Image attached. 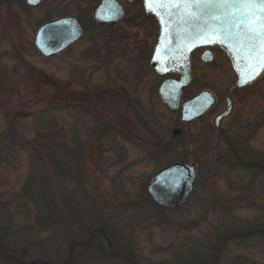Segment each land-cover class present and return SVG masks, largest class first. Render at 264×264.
Listing matches in <instances>:
<instances>
[{
	"label": "rangeland",
	"instance_id": "1",
	"mask_svg": "<svg viewBox=\"0 0 264 264\" xmlns=\"http://www.w3.org/2000/svg\"><path fill=\"white\" fill-rule=\"evenodd\" d=\"M49 3L0 0V246L26 264H63L72 250L71 264H264V238L248 232L264 225V170L233 154L264 161V80L232 93L217 131L236 75L225 56L199 59L184 100L208 90L219 103L184 125L158 96L151 25L89 32L47 59L36 32L64 9ZM177 162L196 165L195 190L161 209L147 187ZM3 248L0 264H16Z\"/></svg>",
	"mask_w": 264,
	"mask_h": 264
},
{
	"label": "water",
	"instance_id": "2",
	"mask_svg": "<svg viewBox=\"0 0 264 264\" xmlns=\"http://www.w3.org/2000/svg\"><path fill=\"white\" fill-rule=\"evenodd\" d=\"M26 4L35 8L43 0H25ZM103 4L96 9V21H102L100 16ZM118 5V4H117ZM148 15L157 19L160 25V35L156 44L151 67L160 76L177 75V78H165L159 85L158 95L163 105L172 113L180 111L182 124L189 125L200 120L216 105L213 93L203 91L194 98L183 102L184 90L195 80L193 53L202 47H214L223 50L229 57L237 75V81L231 87V93L259 84L264 80V70H257L250 75V67L245 68L244 53L234 43L225 40L218 34V20L212 19L215 10H202L203 15L198 19H189L182 13H163L161 22L156 12L161 11L151 0H145ZM152 8L154 10L150 11ZM116 20L123 19L124 12ZM193 11H195L193 9ZM235 11V10H233ZM171 20L169 21V16ZM227 26V25H224ZM217 29V34L212 30ZM204 33H208L207 36ZM83 35L82 29L74 18H63L44 24L35 37V47L45 57L57 56L78 42ZM203 60L213 61V56L206 53ZM250 81V82H249ZM234 111L233 96L227 98L226 109L214 120V129L220 131L223 122L232 116ZM182 129H175L173 135L180 137ZM198 178L197 167L194 164L173 163L157 172L151 179L147 193L156 206L162 209L178 210L185 206L193 193Z\"/></svg>",
	"mask_w": 264,
	"mask_h": 264
},
{
	"label": "snow or ice",
	"instance_id": "3",
	"mask_svg": "<svg viewBox=\"0 0 264 264\" xmlns=\"http://www.w3.org/2000/svg\"><path fill=\"white\" fill-rule=\"evenodd\" d=\"M151 3L161 9L156 14L162 23L164 12H179L189 19H198L204 14L202 10H215L212 19L222 25L218 34L242 50L245 68L251 65L249 74L264 70V0H151ZM212 32L217 34V29Z\"/></svg>",
	"mask_w": 264,
	"mask_h": 264
},
{
	"label": "flooded vegetation",
	"instance_id": "4",
	"mask_svg": "<svg viewBox=\"0 0 264 264\" xmlns=\"http://www.w3.org/2000/svg\"><path fill=\"white\" fill-rule=\"evenodd\" d=\"M20 1H23V3L25 2V0H20ZM49 1L50 0H43L40 3V5L37 6L36 8L42 6L43 4L49 3ZM103 2L105 4H104L103 10L101 11V14H100L102 21L98 23L96 21V9L99 8L103 4ZM53 4L56 6L59 5L60 7L62 6L61 8H64V9L58 8L59 11L61 12V15L55 20L62 19V18H74L76 20V22L79 24V26L81 27L82 32H83V35H82L80 41L83 40L88 35L89 32H91L90 34L95 36L96 32L111 33L113 31L120 30V29L127 30L129 28V26L137 24V21H138L137 19H142V21H144L145 23H148L149 26L151 25L149 27L150 33H154V34L156 33V39H155V43L153 44L152 52H153L155 45L158 41L159 34H160V25H159L158 21L156 20V18H154L153 16H149L147 14L146 8H145V0H54V1L52 0L49 3V5H53ZM120 7L124 12V16H123V19L116 20V19H118V17L121 14ZM36 8H32V9H36ZM134 9L135 10L137 9L139 11V13L136 15H132V12ZM50 21H53V20H50ZM50 21H48V22H50ZM79 42H77L76 44H78ZM75 45H73V46H75ZM146 45H147V43H146ZM148 45H152V44L149 43ZM67 51H65L64 53H66ZM64 53H62V54H64ZM206 53L212 54L214 59L211 63H215L218 60L217 57H220V55L225 56L227 58L226 63H231L230 60L228 59L227 55L222 50L217 49V48H212V47H203V48L197 49L193 54V58H194L193 63H197L199 59L202 63H206L203 60V56ZM62 54H60V55H62ZM60 55H58V56H60ZM218 62H220V61H218ZM235 81H234V83H235ZM231 86H230V89H231ZM244 89H246V88H244ZM203 91H205V90H203ZM227 97L225 98L224 108L222 109V111H220L215 116V118L226 109ZM216 99H217V103H216V106H217L219 103V99L217 98V96H216ZM233 99H234V111H233V115H234V113L236 111L237 103H236L234 96H233ZM210 111L208 113H210Z\"/></svg>",
	"mask_w": 264,
	"mask_h": 264
},
{
	"label": "trees",
	"instance_id": "5",
	"mask_svg": "<svg viewBox=\"0 0 264 264\" xmlns=\"http://www.w3.org/2000/svg\"><path fill=\"white\" fill-rule=\"evenodd\" d=\"M233 154L235 155L236 158H238L239 163H241L242 165H244L248 168H251V170H253L255 173H260L262 171V169L264 170V161L263 160H261V161L256 160L255 162L250 163V162H246V161H243L242 159H240L241 157H239V152L237 150L234 151ZM256 231H257V234L255 236H258L261 239H263L264 238V225L263 226L262 225L257 226V227L255 226L253 228L248 229V232H250L251 234L255 233ZM241 235H245V234L241 233ZM1 248H3V247L0 246V249ZM72 254L74 255L73 250H72ZM1 255H3L4 259L9 261V262L16 263V264H26L21 258L9 254L4 248H3V250H1ZM73 255H71L69 261H66L63 264H71L73 259H74ZM110 255H111V257L117 256L115 254H110ZM40 262H42V261H34V262L28 263V264H41Z\"/></svg>",
	"mask_w": 264,
	"mask_h": 264
}]
</instances>
